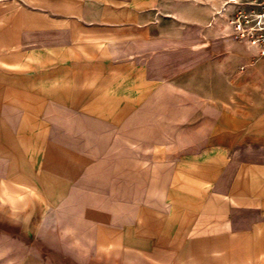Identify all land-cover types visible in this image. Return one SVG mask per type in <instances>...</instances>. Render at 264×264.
I'll use <instances>...</instances> for the list:
<instances>
[{
    "label": "crops",
    "instance_id": "1",
    "mask_svg": "<svg viewBox=\"0 0 264 264\" xmlns=\"http://www.w3.org/2000/svg\"><path fill=\"white\" fill-rule=\"evenodd\" d=\"M158 1L0 0V264H264L262 67L154 81Z\"/></svg>",
    "mask_w": 264,
    "mask_h": 264
},
{
    "label": "rangeland",
    "instance_id": "2",
    "mask_svg": "<svg viewBox=\"0 0 264 264\" xmlns=\"http://www.w3.org/2000/svg\"><path fill=\"white\" fill-rule=\"evenodd\" d=\"M225 1L157 2L152 43L154 81H182L186 87L199 85L207 96L210 84L224 93L227 83L237 88L232 90V96L240 98L244 96L240 89L244 76L253 66H261L259 72L264 76V56H259L257 47L249 41L235 37L228 23L232 16L222 12Z\"/></svg>",
    "mask_w": 264,
    "mask_h": 264
},
{
    "label": "built area",
    "instance_id": "3",
    "mask_svg": "<svg viewBox=\"0 0 264 264\" xmlns=\"http://www.w3.org/2000/svg\"><path fill=\"white\" fill-rule=\"evenodd\" d=\"M224 6L235 37L249 41L264 56V0H226Z\"/></svg>",
    "mask_w": 264,
    "mask_h": 264
},
{
    "label": "bare ground",
    "instance_id": "4",
    "mask_svg": "<svg viewBox=\"0 0 264 264\" xmlns=\"http://www.w3.org/2000/svg\"><path fill=\"white\" fill-rule=\"evenodd\" d=\"M229 36V35H228Z\"/></svg>",
    "mask_w": 264,
    "mask_h": 264
}]
</instances>
